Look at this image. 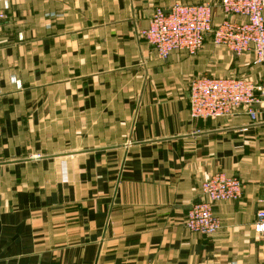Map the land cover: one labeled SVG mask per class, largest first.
Here are the masks:
<instances>
[{
	"label": "crops",
	"instance_id": "crops-1",
	"mask_svg": "<svg viewBox=\"0 0 264 264\" xmlns=\"http://www.w3.org/2000/svg\"><path fill=\"white\" fill-rule=\"evenodd\" d=\"M221 0H0V264H260L264 125L193 120L194 78L264 80L253 54L208 38L162 61L141 37L156 9ZM214 74V75H213ZM240 179L190 232L205 179Z\"/></svg>",
	"mask_w": 264,
	"mask_h": 264
},
{
	"label": "built area",
	"instance_id": "built-area-1",
	"mask_svg": "<svg viewBox=\"0 0 264 264\" xmlns=\"http://www.w3.org/2000/svg\"><path fill=\"white\" fill-rule=\"evenodd\" d=\"M220 10L222 19L216 22L211 3L158 8L141 37L162 61L174 52L195 56L210 38L216 47L235 56L253 54V65L263 66L264 0H221ZM189 108L193 120H216L242 111L253 123L264 125V81L195 78L190 85ZM201 191L204 200L191 207L185 226L190 232L213 236L222 227L213 206L241 200L243 184L237 177L217 174L204 180ZM254 229L264 234V210L258 211Z\"/></svg>",
	"mask_w": 264,
	"mask_h": 264
},
{
	"label": "rangeland",
	"instance_id": "rangeland-1",
	"mask_svg": "<svg viewBox=\"0 0 264 264\" xmlns=\"http://www.w3.org/2000/svg\"><path fill=\"white\" fill-rule=\"evenodd\" d=\"M209 3H211V2H209ZM211 4H213V3H211ZM204 47L206 48V46H204ZM226 56L228 57V63H229V66L226 68L227 71H228V75H229L228 77L238 78V79H249V80H253V78H251L250 76H248V74L246 73L247 71L238 72V71L234 70L233 67L230 65V62L231 61L233 62L235 59L233 57L225 54L224 52H221V51H219V53L217 54V60L215 59V62H217V63H214L212 65V68L214 69V67H215L217 70H220V67H222V70H224L223 65L220 63V60L224 59ZM254 81H256V80H254ZM258 81H264V80H258Z\"/></svg>",
	"mask_w": 264,
	"mask_h": 264
}]
</instances>
